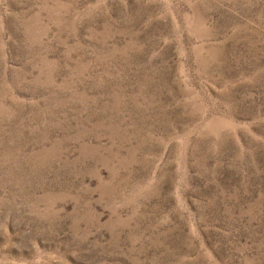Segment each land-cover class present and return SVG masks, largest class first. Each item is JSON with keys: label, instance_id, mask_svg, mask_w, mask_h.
<instances>
[{"label": "rangeland", "instance_id": "374dc122", "mask_svg": "<svg viewBox=\"0 0 264 264\" xmlns=\"http://www.w3.org/2000/svg\"><path fill=\"white\" fill-rule=\"evenodd\" d=\"M0 264H264V0H0Z\"/></svg>", "mask_w": 264, "mask_h": 264}]
</instances>
